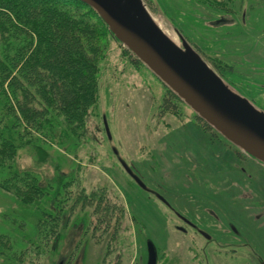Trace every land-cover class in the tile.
Listing matches in <instances>:
<instances>
[{
	"label": "rangeland",
	"instance_id": "374dc122",
	"mask_svg": "<svg viewBox=\"0 0 264 264\" xmlns=\"http://www.w3.org/2000/svg\"><path fill=\"white\" fill-rule=\"evenodd\" d=\"M145 2L154 16L163 14L166 26L170 23L229 84L264 111V0L232 3L221 0V5L204 0ZM166 92L165 86L145 66L132 63L118 43L109 39L107 55L100 64L99 102L87 125L89 140L78 153L67 150L73 167L64 168V172L67 179L78 182L73 198L82 193L90 196L105 187L106 193L123 207L124 222L116 243L115 238L112 243L109 240L113 228L104 233L99 225L93 236L89 229L81 244H87V249L82 252L80 248L75 264H146L147 240L155 245L160 264H256L251 250L232 252L224 246L226 242L259 245L256 240L259 239L264 247V239L259 238L255 229L254 211L248 208L251 203L244 202L243 211L235 205L229 208L226 205L235 198L228 184L242 182L235 175L240 171L236 164L241 163L233 154L235 147L221 136L206 132L185 105L179 106L178 114L163 112ZM104 117L111 140L105 131ZM113 148L147 189L127 174ZM52 149L58 150L55 146ZM18 164L21 169L37 174L44 186L53 184L56 178L52 165L38 164L26 153ZM241 166L254 174L253 179L258 178L257 164L250 158H243ZM260 176L264 190V176ZM220 184L222 189L218 187ZM220 191L226 201L224 209L233 215L232 224L242 233L238 240L230 233V222L225 223L216 215L205 217V210L214 208L215 194ZM244 191L253 195L255 192L257 199H264L255 184L244 186ZM160 199L202 227L212 242L221 245L217 248L210 243L203 248L205 240L194 236L189 228H185L186 233L181 232L176 227L182 228V223ZM80 206L74 216L89 215L92 219L91 211L81 212ZM237 214L243 217L236 220ZM21 225H27L28 230V221L17 211L16 201L0 190V234L11 237L15 232L21 236ZM29 229L33 230L31 225ZM64 234L63 259L83 236L81 229L72 231L70 227ZM261 236L264 238V233ZM118 253L120 260H116ZM53 263L46 258L40 261V264Z\"/></svg>",
	"mask_w": 264,
	"mask_h": 264
},
{
	"label": "trees",
	"instance_id": "16d2710c",
	"mask_svg": "<svg viewBox=\"0 0 264 264\" xmlns=\"http://www.w3.org/2000/svg\"><path fill=\"white\" fill-rule=\"evenodd\" d=\"M109 39L118 43L102 19L77 0H0V190L13 197L28 221V230L27 225L19 228L21 236L0 234V264L55 262L50 249L63 242V216L67 211L73 216L79 204L81 212L88 209L97 217L101 229L115 228L118 239L121 204L105 187L73 198L78 182L64 172L73 167L67 150L78 153L89 140L87 125L99 102L100 64ZM211 63L221 69L214 59ZM166 90L161 109L178 114L184 104ZM23 153L52 165L53 184L44 186L37 174L19 167Z\"/></svg>",
	"mask_w": 264,
	"mask_h": 264
},
{
	"label": "water",
	"instance_id": "95a60500",
	"mask_svg": "<svg viewBox=\"0 0 264 264\" xmlns=\"http://www.w3.org/2000/svg\"><path fill=\"white\" fill-rule=\"evenodd\" d=\"M106 24L118 45L145 66L195 117L235 149L264 168V111L229 84L169 23L154 16L145 0H77ZM160 12V11H159ZM108 139L111 134L104 117ZM114 154L123 169L147 189L131 168ZM148 264L157 250L148 241Z\"/></svg>",
	"mask_w": 264,
	"mask_h": 264
},
{
	"label": "flooded vegetation",
	"instance_id": "af4514ba",
	"mask_svg": "<svg viewBox=\"0 0 264 264\" xmlns=\"http://www.w3.org/2000/svg\"><path fill=\"white\" fill-rule=\"evenodd\" d=\"M195 118L197 120V117H195ZM198 120H200V119H198ZM198 120H197V122L203 127V129H205L206 132H208L209 130H207ZM187 143H190V142H187ZM203 154L205 156L206 153L203 152ZM233 154L239 158L241 163H243V158H246L248 160L250 158V157L241 155L235 151L233 152ZM215 160L222 165V163L219 162L217 160V158H215ZM250 160H252L255 164H257V171H258L257 176H258V178L253 179L254 174L252 172L251 173L248 172V170L244 166H241V163L236 164L239 166H236L235 168H237V169L240 168V171L237 172V174H235V175L242 182H233L232 181L230 184H228L230 186V188H229L230 191L233 192L232 195L235 194V198L232 199L229 202V204L227 203L226 205H228V208H229V206L233 207L235 205L236 207H238V209L240 211H243L244 202L251 203V205L248 208L250 210L253 209V211H254L252 218H253V221L255 223L254 225H255V229L257 231V235L259 236V238L264 239L261 236V234L264 233V199L263 200L257 199L258 195L255 192L253 195L249 192L244 191V186H249L251 184H255V188L258 189V192L264 194V190H261V188L263 187V185H262L263 179L260 176V175L264 176V168L261 165H259L255 160H253L252 158H250ZM259 180L261 183H259ZM222 184H220L218 187L221 188ZM205 186H207V184H204V187ZM223 186H224V184H223ZM206 189H209V188L206 187ZM227 189H228V187H227ZM245 193L248 194V196H245ZM226 195L229 196V194H225V196ZM159 201L173 212L177 221L182 223V228L180 226H177L176 228L181 229V232H183V233L187 232L185 228H189L191 230V233L194 236H199L203 240H205V244H204L203 248H206L210 243H214V245L217 248L219 247V245H221V243L219 244L217 241L212 242L211 238H209L207 236L206 231L204 229H202V227L196 225L194 222H192L186 215L182 214L180 211H177L176 209H172L171 206L168 204V202L165 199H160ZM214 202H216V204L214 203L213 209L208 208L205 210V212H206L205 217H213L216 215L215 217H217L219 219H221V218L224 219L225 223L230 222V224L228 223L230 233L235 236L236 240H238V238H240L242 233L236 225L232 224L233 215H228L227 211L224 209V204L226 203V201L223 199V193L221 191L219 193L215 194ZM223 213L225 214V216L223 215ZM67 214H68V211L64 214L63 219H62V229H61L62 240L64 241V239H65L64 233L66 232V230L69 227L72 229V231H75V230L77 231L78 229H81L83 236H81V238L78 240V242L75 244V246L70 249L68 256L65 259H63L61 256L62 251H63V247L59 246V247L51 248L50 249L51 252H56V257H55L56 261L53 264H75L74 263L75 256L78 255V251L80 250V248H82L81 249L82 252L86 251V249H87V244H85L84 246H81L83 238L89 233V229H92L91 235L93 236V232L97 231L99 228L98 219L96 216L95 217L91 216L92 219H89V216H87V215H81V216H74L73 215L72 216V215H69V214L67 215ZM74 214H76V213H74ZM234 217H236V220H238L239 218L243 217V214H237ZM108 231L109 230H107V232ZM103 232L106 233V231H104V230H103ZM259 233H261V234H259ZM116 234H117V232L115 231V228H113V230L110 233V239H109L110 243H112L114 241V238L117 236ZM256 240H258L259 245H257V244L254 245L253 243H251V245H250V244L244 243V242H241V243L240 242H237V243L226 242V243H224V246H228L226 248H229L232 252H237L238 250L242 251L244 249L251 250L255 256L253 258H254L256 264H264V256H263L264 255L263 254L264 247L262 245V242L259 239H256ZM148 241H150V240L146 241V250H147L146 264H148V256H149L148 255V248H147ZM115 243H116V241H115ZM106 249L109 250L112 248L106 247ZM188 249L191 250V248H188ZM158 254L159 253L157 252V263L156 264H158L160 262ZM119 257H120V253L117 254L116 260H120ZM104 260H103V262H104ZM98 264H103V263H98ZM116 264H121V263L117 262ZM165 264H169V263H165Z\"/></svg>",
	"mask_w": 264,
	"mask_h": 264
}]
</instances>
